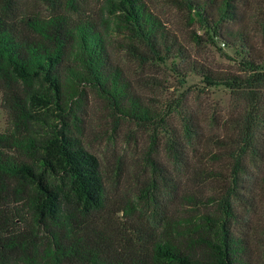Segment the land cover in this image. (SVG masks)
I'll return each mask as SVG.
<instances>
[{"label":"trees","instance_id":"trees-1","mask_svg":"<svg viewBox=\"0 0 264 264\" xmlns=\"http://www.w3.org/2000/svg\"><path fill=\"white\" fill-rule=\"evenodd\" d=\"M42 1L52 15L27 20L30 32L24 33L11 19L16 0H0V86L12 120V131L0 134V264H247L246 244L232 228L238 221L236 207L251 203L242 193V175L264 164V60L250 57L254 49L247 33L226 30V44L249 56L237 71L187 67L208 87L229 90L232 114L221 124L224 136L215 142L216 156L228 160V175L204 173L221 187L208 195L190 194L149 157L152 179L141 197L152 201L146 219L137 215L143 208L137 199L110 198L97 159L82 144L76 102L87 86L114 114L161 128L163 115L143 105L130 78L112 60L108 37L124 34L126 50L141 66L181 59L182 51L142 0H106L105 11L95 19L74 18L87 0ZM236 1L173 0L199 17L215 12L216 23L212 17L208 21L214 25L238 18ZM261 34L264 40V26ZM187 115L182 135L167 126L162 144L166 156L184 170L191 168L192 142L200 136L195 119ZM43 125L41 134L34 129ZM151 138L155 143L157 135ZM172 200L194 216L198 206L204 211L180 219Z\"/></svg>","mask_w":264,"mask_h":264},{"label":"rangeland","instance_id":"rangeland-1","mask_svg":"<svg viewBox=\"0 0 264 264\" xmlns=\"http://www.w3.org/2000/svg\"><path fill=\"white\" fill-rule=\"evenodd\" d=\"M142 1L161 22L169 38L176 40L183 58L168 57L163 63L155 61L141 66L126 50L128 38L124 34L114 33H110L108 37V52L114 63L121 66L125 75L130 78L143 105L159 116L163 115L166 124L161 128L159 125L157 128L145 127L118 116L87 86L81 88V96L76 103L79 105L77 115L80 119L82 144L97 159L110 198L123 203L137 199L143 207L141 214L137 215L148 219L152 212V201H142L141 197L145 185L152 179L149 157L159 160L172 179L180 184V189L190 194L208 195L216 187H221V182H212L205 174L221 172L223 177L228 175V160L224 156H216L215 153L220 149L215 142L218 137L221 139L224 136L221 124L227 118L230 119L232 114L229 90L223 86L208 87L200 75L188 72L187 67L189 63H194L217 73L235 72L239 68V62L248 61L246 52L226 44V30L236 35L245 31L249 37L248 43L254 49L250 57L262 62L264 0H237L234 4L238 9V18L216 25L208 22L210 17L214 23L217 21V14L212 11L199 17L196 12L189 13L186 8H179L173 0ZM105 2L106 0H87L83 5L84 11L78 12L74 18H99L105 11ZM12 11L11 19L21 26L18 29L24 33L30 32L25 25L27 20H45L53 13L42 0H16ZM110 24L114 28L113 20H110ZM215 26L217 28L213 29ZM214 31L219 35L217 38L213 35ZM37 89L38 86L35 90ZM19 90L22 94L27 91L23 85H19ZM180 100V107L170 114V109L180 103ZM43 113L48 114L45 111ZM187 114L192 115L198 124L200 136L192 142L196 152L190 154L191 168L184 170L166 156L162 144L167 126L177 129L182 135L181 126ZM49 119L50 116H45L48 123ZM45 128L43 125V129L38 126L34 129L41 134ZM11 131L12 120L6 108L4 89L0 86V134ZM155 135L157 140L154 143L151 137ZM242 178V193L251 203L236 207L238 221L232 229L246 244L249 255L244 257V261L247 264H264V183L261 181L264 180V164H256ZM159 197L163 204L167 203L165 196ZM171 207H175L174 214L180 219L182 215L194 218L204 211L203 207L198 206L194 216L190 208H181L176 200H172Z\"/></svg>","mask_w":264,"mask_h":264}]
</instances>
